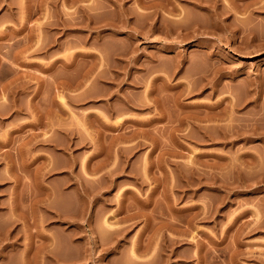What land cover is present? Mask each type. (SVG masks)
Listing matches in <instances>:
<instances>
[{
	"label": "rangeland",
	"instance_id": "rangeland-1",
	"mask_svg": "<svg viewBox=\"0 0 264 264\" xmlns=\"http://www.w3.org/2000/svg\"><path fill=\"white\" fill-rule=\"evenodd\" d=\"M0 201V264H264V0H0Z\"/></svg>",
	"mask_w": 264,
	"mask_h": 264
},
{
	"label": "bare ground",
	"instance_id": "bare-ground-1",
	"mask_svg": "<svg viewBox=\"0 0 264 264\" xmlns=\"http://www.w3.org/2000/svg\"><path fill=\"white\" fill-rule=\"evenodd\" d=\"M226 136H227V135H226ZM229 137H230V136H229ZM44 157H45V156H44ZM44 159H45V158H44ZM46 161H47V160H46ZM46 161H45V162H46ZM43 162H44V161H43ZM49 163H50V161H49ZM46 164H47V163H46ZM50 164H51V163H50ZM28 165H29V164H28ZM42 165H43V164H42ZM25 166H27V164H26ZM44 166H46V165H44ZM44 166H42V167H44ZM38 167H39V166H38ZM40 167H41V166H40ZM42 169H43V168H42ZM27 170H28V168H27ZM34 170H35V169H34ZM28 171H30V170H28ZM36 171H37V170H36ZM46 171H47V169H46ZM38 172H39V171H38ZM42 172H44V171L42 170ZM40 174H41V173H40ZM43 174H44V173H43ZM35 175H36V173H35ZM38 175H39V174H38ZM45 175H46V173H45ZM26 176H27V174H26ZM28 176H29V175H28ZM29 177H30V176H29ZM35 177H36V176H35ZM31 180H32V179H31ZM34 181H35V180H34ZM36 181H37V180H36ZM38 181H39V180H38ZM31 182H32V181H31ZM33 183H34V182H33ZM39 183H40V181H39ZM22 184H23V183H22ZM29 184H32V183H29ZM29 184H28V185H29ZM25 185H27V184H25ZM34 185H35V184H34ZM38 185H39V184H38ZM23 186H24V185H23ZM30 187H31V186H30ZM25 189H27V188H25ZM30 189H31V188H30ZM39 189H40V188H39ZM39 189H38V191H39ZM12 190H13V189H12ZM17 190H18V189H17ZM20 191H21V189H20ZM22 191H23V190H22ZM24 191H25V190H24ZM26 191H27V190H26ZM26 191H25V192H26ZM30 191H31V190H30ZM15 192L18 193L17 191H15ZM31 192H32V191H31ZM39 192H40V191H39ZM44 192H45V190H44ZM20 193H22V192H20ZM20 193H19V194H20ZM40 193H41V192H40ZM13 194H14V193H13ZM28 194H29V193H28ZM46 194H47V193H46ZM38 195H39V193H38ZM38 195H37V196H38ZM44 195H45V194H44ZM47 195H48V194H47ZM34 196H35V195H34ZM37 196L35 197V199L37 198ZM41 196H42V195H41ZM38 198H39V197H38ZM22 199H24V198H22ZM26 199H27V198H26ZM8 200H9V199H8ZM11 200H12V199H11ZM14 201H16V200H15V197H14ZM14 201H13V200L11 201L12 203L10 204V206H9V208H8V209H11V211H15V208H16V207L18 208V206L16 205V203H14ZM23 201H24V200H22V202H23ZM36 201H37V200H36ZM40 201H41V200H40ZM142 201H143V200H142ZM5 202H6V201H5ZM16 202L18 203V201H16ZM46 202H47V201H46ZM19 203H20V202H19ZM23 203H24V202H23ZM26 203H27V202H26ZM30 203H32V202H30ZM41 203H42V202H41ZM44 203H45V202H44ZM1 204H2V202L0 201V205H1ZM34 204H35V203L33 202V206H34ZM8 205H9V204H8ZM23 205H24V204H23ZM23 205H21V206H23ZM27 205H28V203H27ZM27 205H26V207H27ZM42 205H43V204H42ZM42 205H41V206H42ZM4 206H5V205H4ZM29 206H30V205H29ZM1 207H3V206L1 205ZM19 207H20V206H19ZM127 207H128V206H127ZM196 207H197V206H196ZM196 207H195V208H196ZM24 208H25V207H24ZM29 208H31V207H29ZM188 208H189V207H188ZM188 208H187V209H188ZM190 208H192V207H190ZM6 209H7V208H6ZM20 209H21V208H20ZM22 209H23V207H22ZM32 209H33V207H32ZM35 209H36V207H35ZM41 209H42V208H41ZM44 209H45V208H44ZM204 209H205V208H204ZM16 210H17V209H16ZM18 210H19V209H18ZM27 210H28V209H27ZM201 210H202V209H201ZM24 211H25V210H24ZM19 212L22 213L21 211H19ZM25 212H26V211H25ZM25 212L22 213V214L24 215ZM32 212H34V210H33ZM38 212H39V211H38ZM44 212H45V211H44ZM200 212H201V211H200ZM2 213H3V212H2ZM12 213H15V212H12ZM35 213H36V211L34 212V214H35ZM136 213H137V212H136ZM138 213H139V212H138ZM138 213H137V215H138ZM203 213H204V212H203ZM15 214H16V213H15ZM26 214L28 215V213H26ZM32 214H33V213H32ZM34 214H33V215H34ZM41 214H42V213H41ZM8 215H9V214H8ZM134 215H135V214H134ZM134 215H133V216H134ZM194 215H195V214H194ZM196 215H197V214H196ZM9 216H10V215H9ZM14 216H15V215H14ZM17 216H19V215L17 214ZM17 216H16V217H17ZM34 216H35V215H34ZM34 216L30 215V216H26V217H27V219H33V222H34ZM37 216H38V215H37ZM39 216H40V215H39ZM45 216L47 217V215H45ZM45 216H44V215H43L42 217L40 216V217H41V218H40L41 223L44 222V218H45ZM48 216H49V215H48ZM23 217H24V216H23ZM26 217H25L24 219H26ZM189 217H190V216H189ZM6 218L8 219V222H9V220H10L9 217L7 216ZM14 218H15V217H14ZM4 219H5V218H4ZM7 219H6V221H7ZM59 219H60V218H59ZM189 219H191V218H189ZM11 220H12V219H11ZM3 221H4V220H3ZM12 221H13V220H12ZM23 221H24V220H23ZM26 221H27V220H26ZM26 221H24V222H26ZM30 221L32 222V220H30ZM40 221H39V223H40ZM37 222H38V221H37ZM45 222H46V221H45ZM105 222L107 223V224H106V223H105V224L108 225V228H109V226L111 227V224H110L111 221H110V222L105 221ZM187 222H188V220H187ZM3 223H4V222H3ZM6 223H7V222H6ZM165 223H166V222H165ZM4 224H5V223H4ZM4 224H3V226H6V225H4ZM27 224H28V223H27ZM34 224H36V222H35ZM166 224H167V223H166ZM171 224H172V223H171ZM171 224H170V225H171ZM8 225H9V224H8ZM25 225H26V223H25ZM32 225H33V224H32ZM38 225H39V224H38ZM40 225H41V224H40ZM168 225H169V224H168ZM172 225H173V224H172ZM27 226H28V225H27ZM45 226H46V225H45ZM173 226H174V225H173ZM29 227H30V226H29ZM42 227H43V226H42ZM113 227H114V225H113ZM189 227H190V226H189ZM7 228H8V227H7ZM12 228H13V227H12ZM104 228H105V227H104ZM156 228H157V227H156ZM176 228H177V227H176ZM1 229H2V228H1ZM3 229H4V228H3ZM3 229H2V230H3ZM109 229L111 230V228H109ZM184 229H185V228H184ZM184 229H183V230H184ZM2 230H1V231H2ZM10 230H11V229H10ZM18 230H19V229H18ZM43 230H44V229L42 228L41 231H43ZM104 230H106V229H104ZM110 230H108V232H110ZM1 231H0V232H1ZM3 231H4V230H3ZM5 231H6V230H5ZM5 231H4V232H5ZM8 231H9V230H8ZM13 231H14V230H13ZM29 231H30V230H29ZM156 231H157V230H155V232H156ZM160 231H162V230H160ZM45 232H46V231H45ZM45 232H44V233H45ZM47 232H48V231H47ZM103 232H104V231H103ZM39 233H40V231L38 232V234H39ZM41 233H42V232H41ZM41 233H40V234H41ZM44 233H42L41 236H40V238H41L40 247L36 246L37 248H39V249H36V250H38V253H40V252H41V253L39 254V256H38V254L36 253L37 251L34 252V253H36V255L39 257V259H40V261H41V264H48V263H49V262H48V258L50 257V253H49V249H48L47 247H48V244H50V243H48V241H50V240H48V238H50V237H49L47 234H44ZM48 233H49V232H48ZM159 233H160V232H159ZM162 233H163V232H162ZM109 234H110V233H109ZM192 234H193V233H192ZM103 235H104V234H103ZM103 235H102V236H103ZM159 235H160V234H159ZM179 235H180V234H179ZM193 235H194V234H193ZM28 236H29V240H30V241H29V242L26 241V242H28V244H27V247H25V248H28V250H29V248H32L31 245H33L34 242L31 240V239H32V238H31L32 235H31V237H30V235H28ZM38 236H39V235H38ZM106 236H107V235H105V237H106ZM113 236H114V235H113ZM162 236H164V235H162ZM191 236H192V235H191ZM3 237H4V238H7L8 236H7V235H6V236L3 235ZM25 237H26V236H25ZM103 237H104V236H103ZM172 237H174V236L172 235ZM177 237H178V236H177ZM4 238H2V239L4 240ZM10 238H11V237H10ZM109 238H110V237H109ZM165 238H166V237H165ZM26 239H27V238H26ZM149 239H150V238H149ZM162 239H163V237L161 238V240H162ZM169 239H170V237L168 238V240H165V241H166V242L169 241L168 243L173 242V243H172L173 245L176 244L174 241H171L172 238H171L170 240H169ZM173 239H174V238H173ZM182 239H183V238H182ZM182 239H179V240H182ZM15 240H16V239H15ZM27 240H28V239H27ZM104 240H105V239H104ZM137 240H138V239H137ZM147 240H148V239H147ZM133 241H134V240H133ZM148 241H149V240H148ZM176 241H178V240L176 239ZM188 241H190V239H189ZM14 242H15V241H14ZM178 242H179V241H178ZM0 243H2V242L0 241ZM51 243H52V242H51ZM148 243H149V242H148ZM168 243H165L164 245L167 244L166 247H169V246H170L169 248H171L172 244H171V245H168ZM9 244H10V242H9ZM135 244H136V241H135V243H134L133 245L135 246ZM146 244H147V243H146ZM146 244H145V246H147ZM162 244H163V242H162ZM4 245H5V244H3V245L0 244V251H1V249L4 248ZM6 245H7V244H6ZM12 245H13V243H12ZM133 245L131 246V247H132L131 249H130V248H128V249H130V255H131V257H132L133 259H135V260H136V259L138 260V259H140V257H142V255H139L138 252H136L135 248H137V246H136L135 248H133V247H134ZM143 245H144V244H143ZM160 245H161V243H160ZM161 246H162V245H161ZM129 247H130V246H129ZM173 247H174V246H173ZM46 248H47V249H46ZM138 248H139V247H138ZM145 248H147V247H145ZM145 248H144V249H145ZM148 248H149V246H148ZM148 248H147V249H148ZM159 248H160V247H159ZM34 249H35V248H34ZM139 249H140V248H139ZM139 249H137V250H139ZM144 249H143V250H144ZM147 249H146V250H147ZM161 249H162V247H161ZM161 249H160V250H161ZM39 250H40V252H39ZM51 250H52V249H51ZM140 250H141V249H140ZM162 250H166V249L163 248ZM25 251H26V250H25ZM29 251H30V250H29ZM166 251H167V250H166ZM168 251H169V250H168ZM175 251H176V250H175ZM178 251H179V250H178ZM171 252L174 253V249H171ZM171 252H168V253L170 254ZM34 253H33V255H34ZM161 253H162V252H161ZM168 253H167V254H168ZM173 253H172V254H173ZM27 254H28V253H27ZM29 254H30V253H29ZM31 254H32V253H31ZM162 254H163V253H162ZM169 254L167 255L168 258L170 257ZM179 254H180V253H179ZM179 254H178V255L176 254V256H180ZM130 255H129V257H130ZM170 255H171V254H170ZM173 255H174V254H173ZM2 256H3V255H2ZM23 256H24V255H23ZM37 256H34V257H37ZM126 256H127V255H126ZM165 256H166V254H165ZM167 256H166V257H167ZM196 256H197V255H196ZM21 257H22V256H21ZM30 257H31V255H30ZM38 257H37V258H38ZM161 257H162V255H161ZM25 258H26V257H25ZM51 258H53V257H51ZM54 258H55V256H54ZM127 258H128V257H127ZM127 258H126V259H127ZM198 258H199V257H198ZM30 259L32 260L33 258H30ZM56 259H57V258H56ZM56 259H53V260H56ZM176 259H177V258H176ZM19 260H20V259H19ZM22 260H24V259H22ZM37 260H38V259H37ZM127 260H128V259H127ZM127 260H126V261H127ZM137 260H136V261H137ZM140 260H141V259H140ZM168 260H170V259H168ZM51 261H52V260H51ZM133 261H134V260H133ZM136 261H135V262H136ZM165 261H166V258H165ZM179 261H180V260H179ZM19 262H20V261H19ZM22 262H23V261H22ZM34 262H36V260H35V261L33 260V261L31 262L30 260L27 261V259H26V262H23V264H33ZM162 262H163V261H162ZM176 262H177V261H176ZM50 263H53V262H50ZM129 263H130V262H129ZM133 263H134V262H133ZM169 263H170V262H169ZM34 264H36V263H34Z\"/></svg>",
	"mask_w": 264,
	"mask_h": 264
}]
</instances>
